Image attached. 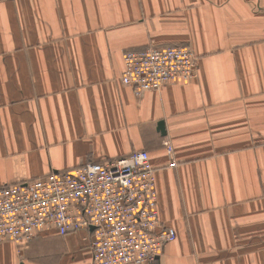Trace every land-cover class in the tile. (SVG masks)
Segmentation results:
<instances>
[{
	"label": "crops",
	"instance_id": "crops-1",
	"mask_svg": "<svg viewBox=\"0 0 264 264\" xmlns=\"http://www.w3.org/2000/svg\"><path fill=\"white\" fill-rule=\"evenodd\" d=\"M147 45L191 46L197 76L136 97L122 54ZM137 150L176 233L154 264H264V0H0V187ZM83 234L0 264H91Z\"/></svg>",
	"mask_w": 264,
	"mask_h": 264
},
{
	"label": "built area",
	"instance_id": "built-area-1",
	"mask_svg": "<svg viewBox=\"0 0 264 264\" xmlns=\"http://www.w3.org/2000/svg\"><path fill=\"white\" fill-rule=\"evenodd\" d=\"M122 59L120 82L136 97L198 71L189 45H147L125 50ZM42 231L84 232L91 264H154L176 236L160 223L146 150L0 187V243L29 242Z\"/></svg>",
	"mask_w": 264,
	"mask_h": 264
},
{
	"label": "water",
	"instance_id": "water-1",
	"mask_svg": "<svg viewBox=\"0 0 264 264\" xmlns=\"http://www.w3.org/2000/svg\"><path fill=\"white\" fill-rule=\"evenodd\" d=\"M159 127H160V129L163 131V124H162V122L159 123ZM91 229H92V228H91Z\"/></svg>",
	"mask_w": 264,
	"mask_h": 264
}]
</instances>
